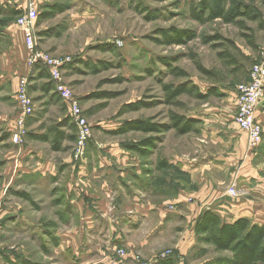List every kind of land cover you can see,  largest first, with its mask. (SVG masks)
Listing matches in <instances>:
<instances>
[{
	"label": "rangeland",
	"instance_id": "obj_1",
	"mask_svg": "<svg viewBox=\"0 0 264 264\" xmlns=\"http://www.w3.org/2000/svg\"><path fill=\"white\" fill-rule=\"evenodd\" d=\"M42 1L54 8L50 16L38 8L35 47L67 59L63 77L91 138L77 157V129L66 107L54 92H42L48 83L36 79L42 69L30 72L25 49L5 34L7 25L19 29L14 21L20 12L2 11L0 264H155L168 258L211 264L226 257L200 245L194 216L175 214L168 202L204 186L205 178L212 182L207 194L234 189L231 197L244 196L229 181L232 168L216 165L205 177L200 164L224 155V146L210 137L218 116H232L237 87L261 60L264 0ZM214 12L223 17L213 18ZM171 30L193 38L166 44L162 32ZM225 51L237 61L235 71L221 58ZM26 75L33 112L19 126L15 90ZM178 89L184 93L175 96ZM173 116L195 121L192 131L179 134ZM134 121L161 125V132H119ZM144 139L154 143L146 154L128 149ZM241 152L242 171L256 151L244 138ZM160 162L165 168H158Z\"/></svg>",
	"mask_w": 264,
	"mask_h": 264
},
{
	"label": "crops",
	"instance_id": "obj_2",
	"mask_svg": "<svg viewBox=\"0 0 264 264\" xmlns=\"http://www.w3.org/2000/svg\"><path fill=\"white\" fill-rule=\"evenodd\" d=\"M29 1H33L36 4L37 12L39 7L41 9L44 8V11L46 12L51 6H53L51 3H43L42 0H0V13L2 11H5L7 15H12L17 11L21 13L26 9V5ZM5 31V34H7L14 41L17 40L21 49L24 48L23 36L19 29L17 31H12V29L7 25L5 26ZM234 110L235 100L232 107V116H218V118H216L217 121H220L217 122L218 130L215 133H212V137H210V141L224 146L221 151L224 154L222 155L223 157H214L213 160L208 158V162L205 161L203 164H200V166L203 170L201 173L203 176L205 174L204 172L208 171L210 168H216V165L223 171L225 169L230 170L232 168L235 172L229 181L231 184L234 183V186H236L238 190L244 191V196L240 195L233 198L223 190L222 192L207 194V188L210 187L209 185H211L212 182L210 179L207 181L205 178L202 180L205 184L204 186L193 188L191 189V192L186 190L180 195L175 194V197L168 202V204L170 203L175 205V214L179 216L183 215L186 219L194 216V220L196 221L203 210L210 209L222 220L227 222H233L239 218H246L254 224L264 225V175L261 174L264 170V163L258 159V156L260 158L264 157V148L260 147V145L257 149L260 150L258 155L256 150L254 153L255 155H251L249 157L250 160L248 161L250 162H248V166H246V168L244 167L242 171L240 170V167L237 165L241 162V146L243 145L244 138H246V136L243 132L239 131V129L238 131L241 134H234L232 133L233 131L231 132L230 130L235 129L236 127L233 121ZM256 119L260 123L264 132V102L258 107ZM234 131H236V129ZM262 142L264 143V135ZM232 146H234V149L231 148ZM252 161H254V164ZM183 172L189 173L188 170ZM193 182H196L195 179ZM174 183H176V180Z\"/></svg>",
	"mask_w": 264,
	"mask_h": 264
},
{
	"label": "built area",
	"instance_id": "obj_3",
	"mask_svg": "<svg viewBox=\"0 0 264 264\" xmlns=\"http://www.w3.org/2000/svg\"><path fill=\"white\" fill-rule=\"evenodd\" d=\"M37 18V6L33 1H29L26 9L15 19V25L20 29L23 36L27 65L30 72L40 67L48 74L54 93L62 101L70 120L76 126V156H83L86 144L91 138L90 126L83 115L78 98L63 77V65L67 59L56 58L49 53L37 50L35 47ZM259 55L261 60L250 67L247 82L237 87L233 115L234 124L246 136L248 150L253 152L261 145L264 135L263 128L256 119L258 107L264 102V46L260 49ZM28 84L29 77L26 75L19 77L16 85L15 101L20 110V117L17 120L19 126H22L25 117L33 112L32 101L28 94ZM15 138H18L17 135ZM228 194L235 196L236 192L234 189H230Z\"/></svg>",
	"mask_w": 264,
	"mask_h": 264
},
{
	"label": "trees",
	"instance_id": "obj_4",
	"mask_svg": "<svg viewBox=\"0 0 264 264\" xmlns=\"http://www.w3.org/2000/svg\"><path fill=\"white\" fill-rule=\"evenodd\" d=\"M54 7L51 6L50 9ZM49 9V10H50ZM45 13L46 16H50L52 11ZM213 18L223 17L222 13L214 12ZM195 19L198 20V16L195 15ZM174 34L168 32H162L164 42L166 44L173 43H184L185 40L182 37H186V40H191L193 37L185 36L182 32L177 30H171ZM231 46V45H230ZM234 51L235 47L231 46ZM227 50V49H226ZM221 58L226 62V66L235 71L237 61L234 57L225 53H221ZM36 69V68H35ZM199 72L203 73L206 77H213V71L203 69L200 65H197ZM230 71V73H233ZM182 74V73H181ZM37 80L46 79L47 84L40 86L42 92L51 93L53 92L52 83L49 80L48 74L42 69L37 77ZM184 91L178 89L174 95L179 96ZM198 99L204 100L206 95L197 93ZM172 128L177 130L179 134H187L192 131L193 124L196 123L193 120H185L183 117L173 116L172 117ZM161 125L152 124L149 122L134 121L128 122L120 129V133H127L129 131H138L145 134L148 133H159L161 132ZM56 130V128L50 129V131ZM60 133H56L59 136ZM46 135H44V140ZM153 140L144 139L136 144H132L128 147L129 150L137 153L146 154L143 152L147 147H153ZM165 163L160 162L158 168H165ZM195 237L197 242L206 247H211L214 253H226V257H218L211 264H264V225H257L249 221L246 218H239L233 222H227L222 220L215 212L210 209L203 210L198 218L196 219L195 226ZM202 252H206V249H201ZM22 264H30L29 262H21ZM155 264H175L171 258L163 259Z\"/></svg>",
	"mask_w": 264,
	"mask_h": 264
}]
</instances>
